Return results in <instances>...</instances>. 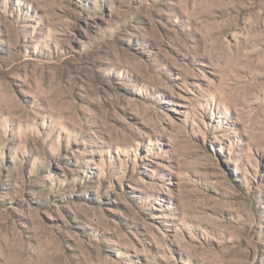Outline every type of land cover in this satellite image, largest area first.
Wrapping results in <instances>:
<instances>
[{
	"label": "rangeland",
	"instance_id": "obj_1",
	"mask_svg": "<svg viewBox=\"0 0 264 264\" xmlns=\"http://www.w3.org/2000/svg\"><path fill=\"white\" fill-rule=\"evenodd\" d=\"M0 264H264V0H0Z\"/></svg>",
	"mask_w": 264,
	"mask_h": 264
}]
</instances>
